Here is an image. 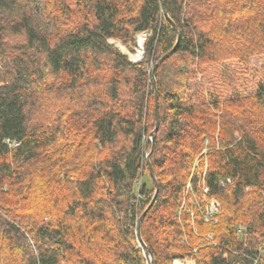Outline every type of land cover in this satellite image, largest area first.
<instances>
[{
	"label": "trees",
	"instance_id": "obj_1",
	"mask_svg": "<svg viewBox=\"0 0 264 264\" xmlns=\"http://www.w3.org/2000/svg\"><path fill=\"white\" fill-rule=\"evenodd\" d=\"M165 3L0 0V264H147L155 181L153 264H264V87L225 90L264 52V0ZM145 32L138 62L111 43ZM205 139L191 184L220 208L194 230L176 211Z\"/></svg>",
	"mask_w": 264,
	"mask_h": 264
},
{
	"label": "rangeland",
	"instance_id": "obj_2",
	"mask_svg": "<svg viewBox=\"0 0 264 264\" xmlns=\"http://www.w3.org/2000/svg\"><path fill=\"white\" fill-rule=\"evenodd\" d=\"M31 3L34 6H37L39 8H42L43 4H44V0H30ZM221 31V30H219ZM247 35H251V33L247 32ZM148 36V33H140L136 35V41H137V48H133L131 50V52L125 48L124 46L120 45L118 42H114L111 41L112 44H114L116 47L119 48V50L123 53L126 54L129 59L132 62H138L141 60L142 55L140 54V52H142V48H143V41L145 39V37ZM238 41L243 42L238 39ZM218 46H216L217 48ZM216 48H214L215 50H217ZM219 48V47H218ZM251 48V47H250ZM233 49H235V47H233ZM249 48H244L241 52H244L245 50H248ZM250 50V49H249ZM223 52V51H222ZM252 52H250L249 55V59L246 61L245 59H243V64L241 66H238V68H234L232 69L231 67L233 66H228L230 69L227 70H232L231 74L234 73V71L236 72V77L229 76L230 80L233 81V85H234V89L229 90V89H225L227 92V96H229L231 93H234L235 91L237 92V94H239L240 96H253L257 89L259 88V86H263L264 87V52H262L260 55H253L251 54ZM233 65L235 63H232ZM223 65V64H221ZM221 65H218L215 70H213L212 72H206V74L203 72H201L203 74V76L207 79V82H212L215 81V78H217L218 76H220L219 70L221 69ZM225 70V71H227ZM193 71H197V68H191L190 72ZM224 71V72H225ZM174 72V71H173ZM175 73V72H174ZM200 73V74H201ZM197 75V81L201 80V75ZM177 77V75L175 76ZM228 77V78H229ZM220 79V77H218L217 82L215 84V86L217 87H221L222 83L221 82H225V80H221L218 81ZM211 84V88H208L209 91L211 92H216V89L213 87L214 85ZM223 89V86H222ZM221 89V90H222ZM219 90V91H221ZM223 91V90H222ZM209 141L208 139L204 140V149L201 151V154H203V163L201 164V160H200V156H198V158L194 161L193 163V170L191 173V176L189 178V180L187 181L185 188L182 192V200L180 202V205L176 211V215L178 216L179 220L181 217V214H186L188 215V220H187V225H189V227L193 228L195 230V222L197 219V214L198 211H200V214L202 215V218L204 219L205 222H209L210 220L215 218V215H217L219 213V208L220 205L217 201H215V199H207V194L208 191L206 188H204L203 186L199 187V189L202 192V202L201 200L197 197L195 191L193 190L192 184H191V177L192 174L194 172V169L199 171V169L201 168V165L203 167V173L206 172L207 170V166H208V162H207V157L205 156V154L207 153V147H208ZM200 154V155H201ZM202 173V174H203ZM145 181H147V185L150 187V181L148 180L147 176H145ZM201 204H203L204 206H202ZM204 207V209H203ZM237 232L239 234V237H243L244 232H245V227L243 225H239L237 227ZM201 238L207 240V241H211L213 239L212 234L208 233L206 235L200 236ZM184 238V237H183ZM186 240V238H184ZM136 246L138 248L141 249V245L139 243L138 240H136ZM142 250V249H141ZM194 250H196L194 248ZM184 259H189V258H184Z\"/></svg>",
	"mask_w": 264,
	"mask_h": 264
},
{
	"label": "water",
	"instance_id": "obj_3",
	"mask_svg": "<svg viewBox=\"0 0 264 264\" xmlns=\"http://www.w3.org/2000/svg\"><path fill=\"white\" fill-rule=\"evenodd\" d=\"M163 7H164L165 14H167V12H166V3H165V0H163ZM177 40H178V39H177ZM174 50H175V47H174L171 51H169V52L165 55V57H166V56H169V55H171V54H173ZM140 54L142 55V52H140ZM125 55H126V54H125ZM158 64H159V63H157V65H158ZM157 65H155V67H154L153 70H152V74H151L152 77H154L153 74H154V70L156 69ZM154 87H155V81H154ZM154 114H155V127H154L153 131L149 134V138H148V140H150V141H151L152 138L154 137L155 133H156L157 130H158V126H159V113H158V102H157V92H156V91H155V97H154ZM145 157H146V161H147L148 166H149V173H150L152 179H154V181H155V175H154L153 169H152V167H151V165H150V163H149V154H146ZM157 191H158V184H157V182L155 181V193H154V196H153V198H152L150 204L148 205V207H147V208L144 210V212L141 214V216H140V218H139V221H138V227H137V237H138V241H139L141 247H142L143 250H144V255H145V257H146L147 264H153V262H152V257H153V256H152L151 251L146 247L145 243L143 242V240H142V238H141V222H142V220H143V218H144L146 212L148 211V209H149V208L151 207V205L153 204L154 199H155V197H156V195H157Z\"/></svg>",
	"mask_w": 264,
	"mask_h": 264
},
{
	"label": "built area",
	"instance_id": "obj_4",
	"mask_svg": "<svg viewBox=\"0 0 264 264\" xmlns=\"http://www.w3.org/2000/svg\"><path fill=\"white\" fill-rule=\"evenodd\" d=\"M5 142L9 143L10 141L7 139ZM14 145L17 144L14 143ZM172 264H195V262L191 259H175Z\"/></svg>",
	"mask_w": 264,
	"mask_h": 264
}]
</instances>
